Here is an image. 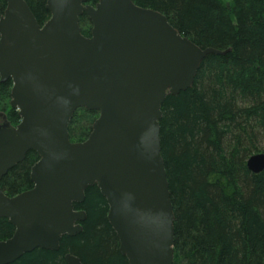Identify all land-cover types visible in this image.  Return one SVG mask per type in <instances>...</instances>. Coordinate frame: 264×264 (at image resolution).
Wrapping results in <instances>:
<instances>
[{"label":"water","instance_id":"1","mask_svg":"<svg viewBox=\"0 0 264 264\" xmlns=\"http://www.w3.org/2000/svg\"><path fill=\"white\" fill-rule=\"evenodd\" d=\"M0 19V81L12 80L11 107L20 124L0 126L2 179L37 153L33 189L15 197L0 187V219L15 234L0 243V264L37 249L59 251L82 232L74 209L97 186L129 264H174L175 215L161 149L162 107L190 89L208 55L160 12L132 0H48L41 26L25 0H5ZM92 23L83 35L80 18ZM99 112L89 138L73 143L69 125L80 110ZM247 168L264 173V153ZM67 264H83L67 254Z\"/></svg>","mask_w":264,"mask_h":264},{"label":"trees","instance_id":"2","mask_svg":"<svg viewBox=\"0 0 264 264\" xmlns=\"http://www.w3.org/2000/svg\"><path fill=\"white\" fill-rule=\"evenodd\" d=\"M38 23L51 17L48 0H25ZM95 6L100 0H87ZM165 15L184 37L208 55L193 86L169 95L162 107L161 149L174 209V264H264V173L247 168L264 153V0H132ZM7 8L0 0V19ZM80 28L91 36L83 15ZM12 80L0 81V114L15 128ZM99 112L78 110L69 125L73 143L86 141ZM40 160L29 153L2 179L9 197L33 189L31 170ZM74 209L86 215L82 232L64 236L60 250L37 249L12 264H67L72 254L83 264H129L108 220L109 206L97 186L85 191ZM15 234L0 219V243Z\"/></svg>","mask_w":264,"mask_h":264},{"label":"rangeland","instance_id":"3","mask_svg":"<svg viewBox=\"0 0 264 264\" xmlns=\"http://www.w3.org/2000/svg\"><path fill=\"white\" fill-rule=\"evenodd\" d=\"M4 124H10L7 120V117L4 114H0V126Z\"/></svg>","mask_w":264,"mask_h":264}]
</instances>
